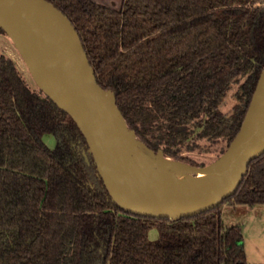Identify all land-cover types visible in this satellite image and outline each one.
<instances>
[{
    "label": "trees",
    "instance_id": "1",
    "mask_svg": "<svg viewBox=\"0 0 264 264\" xmlns=\"http://www.w3.org/2000/svg\"><path fill=\"white\" fill-rule=\"evenodd\" d=\"M49 1L149 147L185 159L200 140L230 143L264 62L257 0ZM241 79L227 113L220 105ZM227 199L264 203V153ZM219 205L178 220L122 208L70 114L0 53V264H249L242 226L224 225Z\"/></svg>",
    "mask_w": 264,
    "mask_h": 264
},
{
    "label": "water",
    "instance_id": "2",
    "mask_svg": "<svg viewBox=\"0 0 264 264\" xmlns=\"http://www.w3.org/2000/svg\"><path fill=\"white\" fill-rule=\"evenodd\" d=\"M0 28L10 37L50 44L66 59L72 70V90L67 94H59L31 75L43 93L77 123L112 200L129 212L178 220L213 208L236 192L249 165L264 153V62L242 122L217 156L223 167L203 170L213 174L212 180L198 190L180 193L153 183L142 173L147 164L132 142L153 151L156 163L165 169L177 170L174 160L183 159L166 154L163 148L149 147L128 124L114 90L98 81L79 31L68 15L49 0H0Z\"/></svg>",
    "mask_w": 264,
    "mask_h": 264
},
{
    "label": "rangeland",
    "instance_id": "3",
    "mask_svg": "<svg viewBox=\"0 0 264 264\" xmlns=\"http://www.w3.org/2000/svg\"><path fill=\"white\" fill-rule=\"evenodd\" d=\"M264 11V0H257ZM100 27V25H99ZM98 26L93 24V29ZM102 28V27H101ZM111 32L112 27L107 28ZM96 31H93V36ZM100 37L101 32L97 33ZM12 38V39H11ZM97 38V37H96ZM0 53H4L11 57L23 77L28 84L36 90H41L32 77L23 56L21 55L13 37H10L3 29L0 28ZM100 61V60H97ZM243 79L232 83L226 96L224 97L220 107L223 111L230 113L234 105L238 102L237 91ZM44 140L50 147L56 145V137L53 133H46ZM138 143V142H137ZM143 149L147 150L151 155L156 157L155 153L147 149L144 145L138 143ZM200 146L194 150H184L181 155L185 158L183 160L191 162L189 165L202 166L203 164H210L217 160L227 146L226 140H219L215 142L207 141L206 139L199 141ZM168 154V153H166ZM169 155V154H168ZM181 161V160H180ZM184 162V161H182ZM222 222L226 226L240 224L243 230V241L246 250V257L249 264H264V203H257L254 205L248 203H239L231 199H226L220 203ZM159 236V231L156 227L150 230V237L156 239Z\"/></svg>",
    "mask_w": 264,
    "mask_h": 264
},
{
    "label": "bare ground",
    "instance_id": "4",
    "mask_svg": "<svg viewBox=\"0 0 264 264\" xmlns=\"http://www.w3.org/2000/svg\"><path fill=\"white\" fill-rule=\"evenodd\" d=\"M33 77L41 84L50 87L59 94L72 90V70L60 52L47 43L34 42L16 35L12 36ZM131 146L147 164L142 173L150 181L168 190L188 193L207 185L213 174L204 173L208 168H222L217 160L203 166H193L180 160H174L177 170L165 169L156 163V157L143 149L138 143Z\"/></svg>",
    "mask_w": 264,
    "mask_h": 264
},
{
    "label": "flooded vegetation",
    "instance_id": "5",
    "mask_svg": "<svg viewBox=\"0 0 264 264\" xmlns=\"http://www.w3.org/2000/svg\"><path fill=\"white\" fill-rule=\"evenodd\" d=\"M54 135H55V134H54ZM55 137H56V136H55ZM56 140H57V137H56ZM56 144H57V141H56ZM55 146H56V145H55ZM55 146H54V147H55Z\"/></svg>",
    "mask_w": 264,
    "mask_h": 264
}]
</instances>
